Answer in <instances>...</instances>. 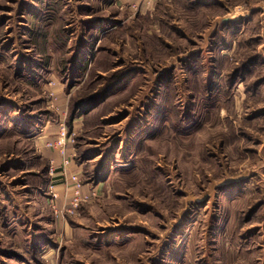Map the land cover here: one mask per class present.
Here are the masks:
<instances>
[{
	"label": "rangeland",
	"instance_id": "rangeland-1",
	"mask_svg": "<svg viewBox=\"0 0 264 264\" xmlns=\"http://www.w3.org/2000/svg\"><path fill=\"white\" fill-rule=\"evenodd\" d=\"M0 264H264V0H0Z\"/></svg>",
	"mask_w": 264,
	"mask_h": 264
},
{
	"label": "built area",
	"instance_id": "built-area-1",
	"mask_svg": "<svg viewBox=\"0 0 264 264\" xmlns=\"http://www.w3.org/2000/svg\"><path fill=\"white\" fill-rule=\"evenodd\" d=\"M61 135H62L63 138L65 137V131H64V129L62 130ZM46 146L51 147V148L61 147V142H58L56 145L48 144V145H46ZM62 153H63V151H62ZM62 155H64V153H63ZM62 162L64 163V166H65V167H69L68 165H69L70 162H69L66 158H64V156H63ZM72 180H73V182L76 183L77 178H74V177H73ZM75 185H76V187H79V186H80V182L76 183ZM50 194H52V197H53V198H56V195H54L52 191H51ZM87 199H88V197H86V198H84V199H80V198L75 199L74 202L71 203V206L74 207V208H75V207H78L80 202H84V201H86Z\"/></svg>",
	"mask_w": 264,
	"mask_h": 264
}]
</instances>
